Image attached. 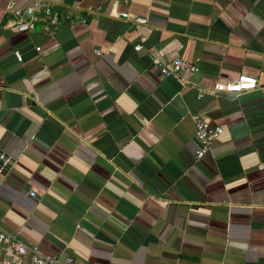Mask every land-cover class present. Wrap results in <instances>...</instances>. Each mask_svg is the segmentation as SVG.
<instances>
[{"label": "crops", "instance_id": "obj_1", "mask_svg": "<svg viewBox=\"0 0 264 264\" xmlns=\"http://www.w3.org/2000/svg\"><path fill=\"white\" fill-rule=\"evenodd\" d=\"M33 1L0 0V229L74 264H264V0H41L17 32Z\"/></svg>", "mask_w": 264, "mask_h": 264}, {"label": "built area", "instance_id": "obj_2", "mask_svg": "<svg viewBox=\"0 0 264 264\" xmlns=\"http://www.w3.org/2000/svg\"><path fill=\"white\" fill-rule=\"evenodd\" d=\"M15 18L14 29L17 32H27L33 29L40 17L50 14V7L41 0H34L32 4L24 10L12 9L10 11ZM119 18L130 21L136 25H145L144 18L134 17L127 13H121ZM140 47L135 46L133 49L138 51ZM17 59L18 55L15 53ZM158 72L163 78H180L183 75H189L196 72L193 64L187 63L181 59H173L167 64H158ZM257 89L256 80L248 75L240 74L234 79L224 82L215 83L206 90H199L197 99L202 94L216 96L219 94L238 96ZM194 123V140L196 149L194 151L195 159H200L210 148L213 141L221 133L218 126H210L209 123L200 115L192 116ZM10 165V160L0 154V176H3ZM29 197L33 198L34 193L29 192ZM0 246L8 254V257L0 260V264H21L28 259L29 264H74L72 258L64 257L58 259L54 256H44L40 254L36 246H26L21 243L14 235L8 234L0 229Z\"/></svg>", "mask_w": 264, "mask_h": 264}]
</instances>
